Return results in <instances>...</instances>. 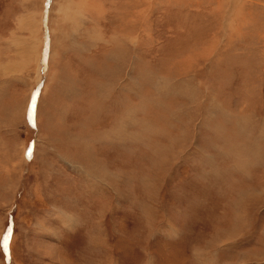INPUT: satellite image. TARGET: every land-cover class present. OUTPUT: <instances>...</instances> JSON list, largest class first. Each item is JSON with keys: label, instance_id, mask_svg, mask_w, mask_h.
<instances>
[{"label": "rangeland", "instance_id": "1", "mask_svg": "<svg viewBox=\"0 0 264 264\" xmlns=\"http://www.w3.org/2000/svg\"><path fill=\"white\" fill-rule=\"evenodd\" d=\"M0 264H264V0H0Z\"/></svg>", "mask_w": 264, "mask_h": 264}]
</instances>
